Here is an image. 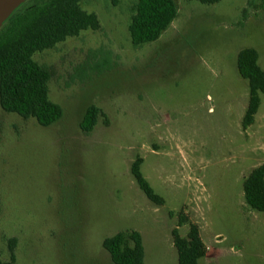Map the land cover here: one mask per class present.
<instances>
[{
	"label": "rangeland",
	"instance_id": "rangeland-1",
	"mask_svg": "<svg viewBox=\"0 0 264 264\" xmlns=\"http://www.w3.org/2000/svg\"><path fill=\"white\" fill-rule=\"evenodd\" d=\"M173 1L169 27L134 46L135 0H80L99 29L34 54L63 115L42 127L0 107V260L15 239L14 264H113L102 241L135 231L144 264H177L172 233L195 225L198 264H264V212L243 195L264 165V94L244 122L249 87L236 67L251 48L264 72V0Z\"/></svg>",
	"mask_w": 264,
	"mask_h": 264
},
{
	"label": "trees",
	"instance_id": "trees-1",
	"mask_svg": "<svg viewBox=\"0 0 264 264\" xmlns=\"http://www.w3.org/2000/svg\"><path fill=\"white\" fill-rule=\"evenodd\" d=\"M202 4H215L219 0H197ZM251 4V1L248 5ZM177 16L173 0H135L128 25L130 41L142 46L156 41ZM100 27L94 13L84 11L80 0H27L0 28V107L47 127L61 119L62 108L48 98L50 73L39 66L33 56L53 48L67 38L85 30ZM237 72L248 82L249 102L244 122L250 123L258 107V93L264 94V72L257 65V53L251 48L237 55ZM98 110L90 106L80 123L82 132L88 133L96 123ZM139 189L146 198L160 204L137 166L131 169ZM246 205L253 211L264 212V165L253 169L243 182ZM177 252V264H198L205 255L195 225H190L186 238L172 233ZM103 249L113 264H144L142 239L138 232H117L102 241ZM9 260L0 264H14L15 239L8 240Z\"/></svg>",
	"mask_w": 264,
	"mask_h": 264
},
{
	"label": "water",
	"instance_id": "water-1",
	"mask_svg": "<svg viewBox=\"0 0 264 264\" xmlns=\"http://www.w3.org/2000/svg\"><path fill=\"white\" fill-rule=\"evenodd\" d=\"M27 0H0V28L3 23Z\"/></svg>",
	"mask_w": 264,
	"mask_h": 264
}]
</instances>
